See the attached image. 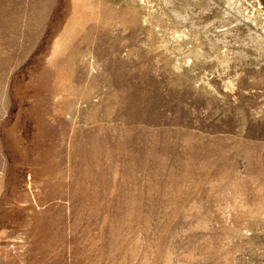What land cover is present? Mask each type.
I'll use <instances>...</instances> for the list:
<instances>
[{
    "label": "rangeland",
    "instance_id": "374dc122",
    "mask_svg": "<svg viewBox=\"0 0 264 264\" xmlns=\"http://www.w3.org/2000/svg\"><path fill=\"white\" fill-rule=\"evenodd\" d=\"M0 264H264V0H0Z\"/></svg>",
    "mask_w": 264,
    "mask_h": 264
},
{
    "label": "bare ground",
    "instance_id": "6f19581e",
    "mask_svg": "<svg viewBox=\"0 0 264 264\" xmlns=\"http://www.w3.org/2000/svg\"><path fill=\"white\" fill-rule=\"evenodd\" d=\"M174 35L178 36L176 33H175ZM182 35H183V34H182ZM182 37H183V36H182Z\"/></svg>",
    "mask_w": 264,
    "mask_h": 264
}]
</instances>
